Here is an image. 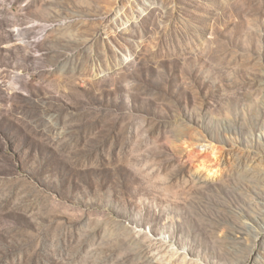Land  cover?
<instances>
[{"label":"rangeland","instance_id":"374dc122","mask_svg":"<svg viewBox=\"0 0 264 264\" xmlns=\"http://www.w3.org/2000/svg\"><path fill=\"white\" fill-rule=\"evenodd\" d=\"M0 264H264V0H0Z\"/></svg>","mask_w":264,"mask_h":264}]
</instances>
